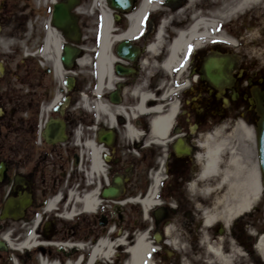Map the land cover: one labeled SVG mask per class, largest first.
<instances>
[{
    "label": "flooded vegetation",
    "instance_id": "obj_1",
    "mask_svg": "<svg viewBox=\"0 0 264 264\" xmlns=\"http://www.w3.org/2000/svg\"><path fill=\"white\" fill-rule=\"evenodd\" d=\"M80 3L77 29L59 30L50 0H0V264H129L139 239L142 264H222L211 249L264 264V205L204 227L209 203L188 197L206 136L264 111V0L105 4L102 78L103 20ZM102 241L110 257L92 258Z\"/></svg>",
    "mask_w": 264,
    "mask_h": 264
},
{
    "label": "bare ground",
    "instance_id": "obj_2",
    "mask_svg": "<svg viewBox=\"0 0 264 264\" xmlns=\"http://www.w3.org/2000/svg\"><path fill=\"white\" fill-rule=\"evenodd\" d=\"M92 7L100 11L103 20L97 57V67L100 78H102L105 73L104 64L108 62L109 11L104 5V0H93ZM181 41L182 38L174 44L173 51ZM80 64L83 66L86 65V62ZM169 118V116L156 118L152 122L156 135H160L169 124ZM254 139L253 129L238 121L230 134L222 135L221 130L217 129L212 136L206 138L203 145H200L203 153L196 155V161L201 165L202 171L197 181L202 184L200 191L202 200L209 203L203 214L204 227H210L216 221L229 225L230 222L259 203L263 186L254 157ZM94 164L96 165L95 160ZM193 187L194 185L191 186V189ZM211 250L222 264H230L229 258L221 256L215 249ZM260 250L264 257L263 242H261ZM147 252L148 246L142 239H139L130 250L129 264H142ZM110 255L111 246L102 241L94 249L92 258L100 256L107 259Z\"/></svg>",
    "mask_w": 264,
    "mask_h": 264
},
{
    "label": "water",
    "instance_id": "obj_3",
    "mask_svg": "<svg viewBox=\"0 0 264 264\" xmlns=\"http://www.w3.org/2000/svg\"><path fill=\"white\" fill-rule=\"evenodd\" d=\"M113 1L114 0H109ZM124 0H119L120 3H122ZM67 7H65L64 4H59L54 6V12H53V24L57 27L62 26L63 23L67 22ZM65 58L70 55V51L65 49ZM63 58V61H66V59ZM258 156H259V165L262 172V175L264 177V111L261 116V120L258 125Z\"/></svg>",
    "mask_w": 264,
    "mask_h": 264
},
{
    "label": "rangeland",
    "instance_id": "obj_4",
    "mask_svg": "<svg viewBox=\"0 0 264 264\" xmlns=\"http://www.w3.org/2000/svg\"><path fill=\"white\" fill-rule=\"evenodd\" d=\"M87 2H88V0H86ZM83 4H81V6H82ZM28 6H29V2H28V5H26V8H27V11H28ZM81 9V8H80ZM81 11H82V9H81ZM94 22L95 21H89L88 22V25H93L94 24ZM86 70H88V69H86ZM88 71H92L91 69H89ZM89 75V73L87 72L86 73V76H88ZM88 89H90V91L92 90V88H88ZM76 106L78 107L79 105H78V103H76ZM237 122H232V123H227V124H225L223 127H221V129H218V130H221V134L222 135H226V134H230L231 133V131L232 130H234V128H235V124H236ZM248 127H250L251 129H253V131H254V134H255V139H254V157H255V160H256V162H257V165H258V153H257V132H256V128H253L252 126H249V125H247ZM217 131V129H215L214 130V132H216ZM213 132V133H214ZM259 168V167H258ZM262 178V177H261ZM262 184H263V180H262ZM201 186H202V184H199V189L197 190L198 192H197V194L199 195V196H202L201 195ZM263 186H264V184H263ZM188 197H191V198H197V196H195V195H192V194H189V196ZM263 219V218H262ZM182 221H183V229L184 230H186V231H190V230H193V226L191 227V228H189V226H188V220H185L184 219V217H183V219H182ZM195 241L196 240H193V238H192V242L193 243H195ZM199 249H198V247H197V251H198ZM199 252H201V253H199V256L201 257V259H198V261H199V263L200 264H206V262L204 261L205 260V255L203 254V252L202 251H199Z\"/></svg>",
    "mask_w": 264,
    "mask_h": 264
}]
</instances>
